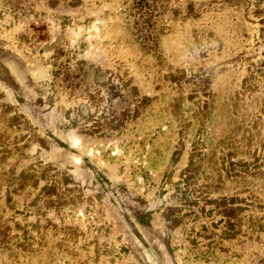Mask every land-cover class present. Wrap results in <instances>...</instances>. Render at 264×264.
<instances>
[{"label":"rangeland","instance_id":"rangeland-1","mask_svg":"<svg viewBox=\"0 0 264 264\" xmlns=\"http://www.w3.org/2000/svg\"><path fill=\"white\" fill-rule=\"evenodd\" d=\"M0 264H264V0H0Z\"/></svg>","mask_w":264,"mask_h":264},{"label":"bare ground","instance_id":"bare-ground-1","mask_svg":"<svg viewBox=\"0 0 264 264\" xmlns=\"http://www.w3.org/2000/svg\"><path fill=\"white\" fill-rule=\"evenodd\" d=\"M71 162V161H70Z\"/></svg>","mask_w":264,"mask_h":264}]
</instances>
